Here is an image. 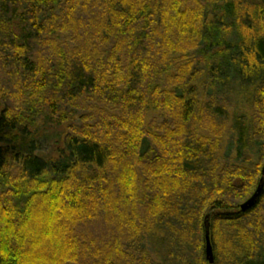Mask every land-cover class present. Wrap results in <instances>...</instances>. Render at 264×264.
Instances as JSON below:
<instances>
[{
  "label": "trees",
  "instance_id": "16d2710c",
  "mask_svg": "<svg viewBox=\"0 0 264 264\" xmlns=\"http://www.w3.org/2000/svg\"><path fill=\"white\" fill-rule=\"evenodd\" d=\"M263 167L264 0H0V264H264Z\"/></svg>",
  "mask_w": 264,
  "mask_h": 264
},
{
  "label": "water",
  "instance_id": "95a60500",
  "mask_svg": "<svg viewBox=\"0 0 264 264\" xmlns=\"http://www.w3.org/2000/svg\"><path fill=\"white\" fill-rule=\"evenodd\" d=\"M262 174H263V178H264V167L262 169ZM263 178L260 180V185L257 187V189L255 190V192L253 193V196L248 199L247 201H245L244 203H242L241 206V211H245L251 207H253V204L255 203V201L257 200V198L261 195L262 189H263ZM205 234H204V239H205V259L206 261H208L209 264H213V250H212V246H211V241L209 239V228H208V224L207 222L205 223Z\"/></svg>",
  "mask_w": 264,
  "mask_h": 264
},
{
  "label": "rangeland",
  "instance_id": "374dc122",
  "mask_svg": "<svg viewBox=\"0 0 264 264\" xmlns=\"http://www.w3.org/2000/svg\"><path fill=\"white\" fill-rule=\"evenodd\" d=\"M251 1H253V2H255V0H251ZM43 147V149H45L46 151H48L49 150V148L47 147V146H42ZM48 148V149H47Z\"/></svg>",
  "mask_w": 264,
  "mask_h": 264
}]
</instances>
